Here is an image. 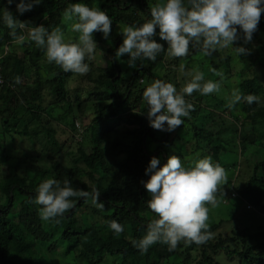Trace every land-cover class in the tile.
Returning <instances> with one entry per match:
<instances>
[{"label": "trees", "instance_id": "obj_1", "mask_svg": "<svg viewBox=\"0 0 264 264\" xmlns=\"http://www.w3.org/2000/svg\"><path fill=\"white\" fill-rule=\"evenodd\" d=\"M98 1L104 3L103 9L113 18V31L109 39L105 40L99 32L94 33V38L99 39L98 46L112 40L116 25L128 24L130 26L143 23V21L133 19L131 16L120 12L132 9L130 4L132 0L124 6L119 0ZM139 4L150 15L151 8L148 2L139 0ZM3 7H8L21 21H28L34 26L43 24L48 27L49 31H52L60 27L63 12L68 7V2L65 0H44L42 5L36 6L31 12L22 16L16 12L15 3L8 6L7 0H2L0 9ZM261 20L264 22V14H262ZM262 21L259 25L264 24ZM22 34L23 32H18V36ZM157 39L159 40L158 37ZM14 41L9 35V29L6 25L0 23V46L9 45ZM121 43V36L112 43L110 48L112 66L108 65L109 71L105 77L102 75L103 79L99 82V86H95L96 91L91 90L92 93H89L103 98L100 99L98 105L100 111L113 109V117L111 118L114 122H120L124 119L131 124L136 121L140 122L141 126L137 129L139 134L138 136L135 135L138 142L134 147L131 144L120 146V143H111L110 154H125L126 158L123 160L118 159V157L113 160L107 158L108 153L106 151L109 148L105 146L104 140L106 134L118 131V123H113L110 117L102 116L97 120L96 125L89 126V134L85 133L83 125L78 123L77 119L82 118L84 106L81 111H74V103L70 101L71 84L69 79L79 74L66 73L61 67L54 63L49 64L46 60L45 65L48 66V70L50 69V74L45 79L39 78L38 71L42 64L37 60L42 59L43 51L34 42L25 49L22 57L8 52L0 55V65L5 75L4 83L0 84V131L6 136H11L7 137L5 141L13 140L14 133L25 135L32 143L40 145V147L45 146L46 159L51 163L63 146L57 137L58 129L54 122L61 126H63L62 123L69 124L68 130L73 132L76 137H80L82 140L88 138L92 142L91 151L85 150L82 145H80L78 152L68 151L69 155L73 157V165L68 168L63 177L51 178L50 172L45 169H38L32 178L18 172L1 175L0 264H28L27 255L37 246L57 254L58 250L62 249L59 252L62 259L74 253L75 262L69 264H107L109 260H114L111 264H193L191 255L193 249H200L202 253V259L197 264H264V232L253 233L249 227H245L241 231L234 230L231 236L217 235V237H212L201 245L181 241L174 251H169L168 245L162 241H157L150 246L147 252L139 251L134 247L133 241L138 242L143 238L147 232V225L158 219V216L147 207V200L150 197L141 183V180L148 179L144 175V171L150 158L156 156L146 149V140L149 135L153 137L156 135L147 127L148 121L145 117L147 104L145 102L144 105H139L141 98L136 94V91L139 79H157L154 69L167 53V44L165 43V51L158 55L156 62L150 67L144 66L135 69L136 71L132 76L126 79L119 63L120 58L115 56V52ZM30 71L37 74L38 79L35 84L23 85L20 83L17 85L14 83L17 76L22 80V76L27 75ZM89 80V75L84 80L82 79L84 83ZM44 85L47 86L48 91L46 92H49L52 98L51 102L47 104L44 103L46 95V92L43 91ZM241 94H255L257 96L264 94L261 81L256 77L245 80L241 83ZM244 103L250 111H253L255 119L264 120V105ZM130 105L141 110V115H135V120L131 116H126V108ZM19 113L21 114L19 115ZM70 113L75 116L71 122H68ZM196 113L197 120L206 118L202 109H197ZM203 124L194 123L195 136L200 140L207 141V147L209 146L211 149L208 152L213 156V163L219 162L221 164V153L227 150V146L220 136V130L215 133ZM240 135L242 146L249 139H253L255 145H261L263 150L254 165L247 186L243 187L238 195L231 191L232 189L227 190L225 195H228L229 201L236 199L239 204L248 202V206L254 205L255 208H259L264 206V184L256 186L254 181L258 176V171L264 174V141L245 131H241ZM169 136L170 133L164 132L162 139L169 142ZM42 137L46 138V143L42 142ZM7 150L8 147L6 146L5 155L9 156L10 153ZM157 152L160 154L167 153L165 149ZM205 154L207 155V151ZM25 156L29 160L37 159L27 154ZM107 178H109V182L105 185L104 181ZM45 179H56L61 184L64 180H68L74 188L87 191H92L95 187L101 193L100 201L105 205L104 210L93 206L90 199L85 201L83 198L74 197L72 199L75 201V208L69 210L63 217H58L61 220L56 219L53 223L49 220L47 226L46 221L40 218L39 209L41 206L35 203L36 189ZM18 195L22 196L20 200H18ZM13 212L18 214L17 219L20 226L18 231L14 230L12 225L14 218L11 215ZM87 212L89 215L94 213L104 219H117L124 225V232L114 234L111 230L107 235L93 226L89 231L91 239L95 243L93 244L81 236V233L87 228L83 221V216ZM149 212L152 215H145ZM71 221L77 222L82 228L81 231L73 226ZM219 226L220 224L213 225L209 227L208 231L214 233ZM75 236H77V242L72 241ZM220 255L225 257L221 258ZM178 256L182 259L180 262L176 258ZM223 258L231 261L227 262ZM44 261L45 256L40 254L33 263L43 264ZM61 264H65L64 260H61Z\"/></svg>", "mask_w": 264, "mask_h": 264}, {"label": "clouds", "instance_id": "obj_2", "mask_svg": "<svg viewBox=\"0 0 264 264\" xmlns=\"http://www.w3.org/2000/svg\"><path fill=\"white\" fill-rule=\"evenodd\" d=\"M2 2V0H0ZM16 4V12L24 15L44 0H7V5ZM264 0H157L150 9L151 19L139 25H130L119 31L122 43L115 52L116 57L128 54L127 65L136 69L146 62H156L158 55L165 51L174 58L188 57L198 51L204 57H213L224 49L231 48L239 57L250 55L252 49L245 45L253 41L259 29ZM64 23L69 24L75 40H66L60 28L49 31L48 27L32 25L18 19L8 7L0 9V23L9 29V35L23 43L25 36L18 32L27 30V37L42 49L49 64H55L64 72L86 75L90 71L88 61L94 59L98 42L94 33H101L105 40L113 31V18L106 10L89 6L85 0L70 3L63 12ZM159 38V40L157 39ZM239 46H234L241 41ZM164 43H162V42ZM139 61V64H137ZM190 79L178 91L169 81L155 79L143 90L146 101L148 126L156 131L174 132L184 125V118H190L194 105L186 100L194 92L207 96L220 91V82L208 80L204 73L195 71L186 74ZM15 84L22 80L15 78ZM229 107L241 101L248 105L262 103L255 94L243 95L234 90ZM147 180L141 183L150 197L147 207L158 219L147 225V232L138 242L133 241L139 251L147 252L157 241L167 244L174 251L181 241L201 245L213 237L209 229V205H218L221 186L227 180L226 170L219 163H213L210 156L198 158L193 166H186L183 157L171 154L162 164L161 158L152 156L145 168ZM101 193L77 189L68 180L63 184L56 179L42 181L35 194V203L40 205V218L49 221L63 217L75 208L74 197L91 200L100 210L105 205L100 201ZM248 208H252L250 205ZM114 234L124 232V225L117 219L108 223Z\"/></svg>", "mask_w": 264, "mask_h": 264}, {"label": "rangeland", "instance_id": "obj_3", "mask_svg": "<svg viewBox=\"0 0 264 264\" xmlns=\"http://www.w3.org/2000/svg\"><path fill=\"white\" fill-rule=\"evenodd\" d=\"M65 1L68 2V5L70 3L80 2V0ZM119 1L122 6L130 2V0ZM146 1L150 8L157 2V0ZM85 2L89 6L98 7L104 10V3L102 4V2L98 0H85ZM130 4L132 5V9H126V11L120 12L143 22L151 19L150 15L141 8L139 0H132ZM70 23L71 22L66 24L62 20L59 28L64 32L66 40H75L78 34L71 31L69 27ZM128 26V24L116 25L114 27L115 32L112 36V40L98 46L94 59L88 61L90 66L88 74L83 76L75 75L70 78L71 80L69 79L71 84L70 101L74 103V111L79 112L84 106L81 115L82 118L77 120L78 123L83 125L85 133L89 134L90 127L96 125L98 122L97 120L102 116L110 117V120L113 121V123H118L117 132L106 134V137L104 136L105 146L109 148L106 151L109 160H113L117 157L121 160L126 158L125 154H110L111 143L117 142L121 144L120 146L131 144V146L134 147L138 142V138H135V135L137 134L138 136L139 133L137 132V129L141 124L139 121L131 124L126 121V119L120 122H114L111 118L113 117V109L100 111L98 105L100 99L102 100L103 98L91 93L92 91H96L97 88L95 86H99V82H101L103 76L105 77L109 71V66H112V52L110 50L112 43L121 36L118 35L119 31ZM22 35L25 36V41L23 43H17L14 41L9 45L5 44L0 46V55H3L4 52H8L22 57L25 49L32 43L27 37V30H25ZM96 40L99 43V39ZM241 43L242 40L236 42L234 46H239ZM245 46L252 49L251 54L241 57H239L231 48L214 53L213 57H204L198 51L192 52L188 57L183 58H174L166 53L161 63L154 69L157 79L174 83L177 86L178 91L183 84L190 79V76L186 74L194 73L197 70L204 73L205 82L208 80L220 82L221 87L218 93L202 96L199 93L194 92L191 97L186 96V100L194 105V111L191 112L190 118H184V125L179 126L174 132L170 133L169 142H165L162 139L164 132L156 131L149 126H147L149 127V131H153L156 136L153 137L152 135H149L146 140V149L156 156L160 155L158 157L161 158L162 164L166 162L165 156L168 157L171 154H176L183 157L186 166L191 167L193 166V161L198 158L210 156L213 160V156L208 152L211 149H209V146L207 147V141L200 140L195 136L193 128L194 123H204L203 125L211 128L215 133L220 130V136L227 146V150L222 152L220 157L221 165L226 170L227 180L225 184L222 185V192L224 194H221L218 197V205L215 207L209 205V227L220 224L219 228L213 233L214 238L217 237V235H223L225 237L231 236L234 230L241 231L245 227H249L253 233L257 231L264 232V206L255 208L254 205H252V208H248V202L239 204L236 202V199L229 201V199H227L228 195H225L231 189V191H234L238 195L239 191L247 186V183L252 176L254 165L259 158L260 152L263 150L261 145H255L253 139H249L248 142H245L244 146H242L243 143L241 142L240 134L241 131H245L246 133H251V136H256L257 139L264 141V120L255 119L253 111L249 110L244 101H241L234 107H229V104L233 99V91L238 90V92L241 93V83L249 78L256 77L261 81L264 89V24L259 25L258 31L254 34L253 41ZM128 58V54H125L123 57H120L119 62L123 65L122 72L126 79H129L134 71H136L135 69L128 67ZM46 60L44 54L42 55L41 60H37L42 64L38 71L39 78L41 77L45 79V77L50 74V69L48 70V66L45 65ZM137 64H139V61H137ZM151 64H153V62H146L145 67H150ZM87 75H89L90 80L87 83H84L82 79L84 80ZM37 79V74L30 71L27 75L22 76V84L33 85ZM139 80L136 94L141 98L139 105L142 106L146 102L143 100V90L154 80L147 78ZM43 91H48L46 85H44ZM259 97L262 100V103L259 105H264V94L259 95ZM51 100L50 93L46 92L44 103L47 104L51 102ZM197 109H202L206 118L197 120ZM125 112L127 117L131 116L134 120L136 118L135 115H141V110L131 105L126 108ZM20 114L21 113H19V115ZM74 116L73 113H70L68 116V122H71ZM54 123L55 127L58 129L57 137L63 146L62 150L58 153L52 163L46 159L47 155L44 151L46 150L45 146L40 147V145L32 143L27 136L18 133H14L15 135L13 136L15 137H12L14 138L13 140L5 141L7 137L11 136H6L0 131V177L4 173L18 172L32 178L35 176L38 169H45L50 172L51 178H60L65 176L68 168L73 165V157L69 155L68 151L73 150L74 152H78L80 145H82L85 150L91 151L92 142L90 139L86 138L82 140L80 137H76L73 132L68 130L69 124L67 123H62L63 126L58 125L56 122ZM87 134L86 136H88ZM46 141V138L42 137V142L46 143ZM6 146L8 147V153H10L9 156L5 155ZM163 149L167 151L166 154H160L157 152L160 150L162 151ZM204 150L207 151V155ZM25 154L37 159L29 160ZM257 175L254 185L262 186L264 184V174H262L261 171H258ZM108 182L109 178L104 181V184L106 185ZM21 198L22 196L18 195V200ZM145 215H152V213L149 212ZM11 216L14 218L12 221L13 228L18 231L20 229L19 221L17 219L18 214L13 212ZM56 219L61 220V218L57 217L52 219L51 222H55ZM83 221L84 224L87 225V228L86 231L81 233V236L87 238L93 244L95 243L91 239L89 233L93 226L104 234L108 235V232H111V229L108 228V223L111 221L110 218L104 219L94 213L89 215V212H87L83 216ZM45 223L48 226L49 221H46ZM71 223L81 231L80 229L82 228L79 227L77 222L75 223L71 221ZM63 225H66V223H63ZM72 241L77 242V236L73 237ZM60 251H62V249L58 250V254L56 252L50 253L46 248L40 249V247L37 246L27 255L28 264H32L40 254L45 256L43 264H61V260H64L65 264L75 262L74 253L62 259L61 254H59ZM191 255L193 264H197V262L202 259L200 249H193ZM220 256L221 258L225 257L224 255ZM176 258L179 262L182 260L180 256ZM223 260L227 262L231 261L227 258H223ZM112 262H114V260H109L107 264H111Z\"/></svg>", "mask_w": 264, "mask_h": 264}, {"label": "built area", "instance_id": "obj_4", "mask_svg": "<svg viewBox=\"0 0 264 264\" xmlns=\"http://www.w3.org/2000/svg\"><path fill=\"white\" fill-rule=\"evenodd\" d=\"M4 81H5V75L2 66L0 65V84L4 83Z\"/></svg>", "mask_w": 264, "mask_h": 264}, {"label": "crops", "instance_id": "obj_5", "mask_svg": "<svg viewBox=\"0 0 264 264\" xmlns=\"http://www.w3.org/2000/svg\"><path fill=\"white\" fill-rule=\"evenodd\" d=\"M120 58V57H119ZM121 65V64H120ZM121 68L123 69V65H121Z\"/></svg>", "mask_w": 264, "mask_h": 264}]
</instances>
